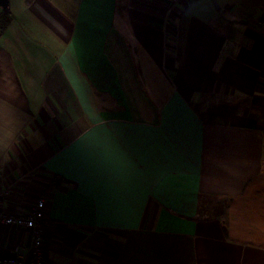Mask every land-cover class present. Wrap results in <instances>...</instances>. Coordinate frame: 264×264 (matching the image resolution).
<instances>
[{"label": "crops", "instance_id": "0c3cea01", "mask_svg": "<svg viewBox=\"0 0 264 264\" xmlns=\"http://www.w3.org/2000/svg\"><path fill=\"white\" fill-rule=\"evenodd\" d=\"M15 8L0 207L46 198L47 261L264 264V0ZM29 240L0 224V256Z\"/></svg>", "mask_w": 264, "mask_h": 264}, {"label": "built area", "instance_id": "2783aa9c", "mask_svg": "<svg viewBox=\"0 0 264 264\" xmlns=\"http://www.w3.org/2000/svg\"><path fill=\"white\" fill-rule=\"evenodd\" d=\"M245 21L264 30V18L249 16ZM46 208L45 197H40L28 213L15 214L0 207V224L26 229L30 235L28 248L25 252H22L21 246L17 245L14 247V254L0 256V264H51L47 261L45 255L47 232L44 220Z\"/></svg>", "mask_w": 264, "mask_h": 264}, {"label": "trees", "instance_id": "16d2710c", "mask_svg": "<svg viewBox=\"0 0 264 264\" xmlns=\"http://www.w3.org/2000/svg\"><path fill=\"white\" fill-rule=\"evenodd\" d=\"M11 18H9L8 14L0 15V30H4L10 25Z\"/></svg>", "mask_w": 264, "mask_h": 264}, {"label": "rangeland", "instance_id": "374dc122", "mask_svg": "<svg viewBox=\"0 0 264 264\" xmlns=\"http://www.w3.org/2000/svg\"><path fill=\"white\" fill-rule=\"evenodd\" d=\"M24 0H10V10L11 12L15 15V10H16V6H21L23 4ZM58 2V1H56ZM13 8V9H11ZM0 11H2V9L0 8ZM24 28V27H23Z\"/></svg>", "mask_w": 264, "mask_h": 264}, {"label": "water", "instance_id": "95a60500", "mask_svg": "<svg viewBox=\"0 0 264 264\" xmlns=\"http://www.w3.org/2000/svg\"><path fill=\"white\" fill-rule=\"evenodd\" d=\"M10 0H0V8L5 11L9 12L10 11Z\"/></svg>", "mask_w": 264, "mask_h": 264}]
</instances>
